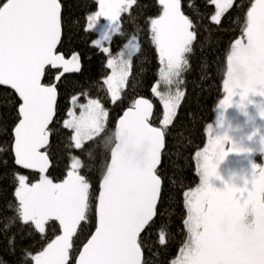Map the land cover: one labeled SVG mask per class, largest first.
I'll return each mask as SVG.
<instances>
[{
    "label": "snow or ice",
    "instance_id": "snow-or-ice-1",
    "mask_svg": "<svg viewBox=\"0 0 264 264\" xmlns=\"http://www.w3.org/2000/svg\"><path fill=\"white\" fill-rule=\"evenodd\" d=\"M210 3L215 5L211 22L219 25L233 0H210ZM158 4L160 13L148 18L147 31L161 65L152 92L162 105L164 128L151 124L152 103L134 99L119 118L114 136L105 137L110 161L98 194H94L81 174L84 165L80 158L73 156L66 178L54 182L49 175L48 152L43 150L49 144V126L57 115V82L65 73L82 70L79 53H73L69 59L58 48L62 45L63 30L61 0H0V86L14 90L19 98L18 123L13 129L10 150L15 165L38 174L35 182L28 174H14L16 204L8 206L11 216L0 214V232L16 226L30 236L46 240L49 222L56 221L62 233L40 251L26 254L32 264H147L141 234L158 226L163 188L158 169L166 129L185 98L180 87L175 91L172 88L181 83V73L188 64L187 54L192 52L197 35L196 25L182 10V0H158ZM134 6H138L137 0H99V11L87 17L86 30L95 29L101 17L108 22L100 39L92 41L91 46L109 57L106 65L113 72L103 83L112 102L121 98V89L131 71V59H126L123 51L114 56L110 44L113 34H122L121 15L131 16ZM188 7L197 10L191 0ZM131 51L139 52L140 44L130 50L129 56ZM49 75L52 80H47ZM223 90L226 96L219 104L215 128L209 125L207 129L209 147L194 154L200 184L183 194L187 240L171 264H254L220 243L214 222L226 211L238 219L242 206H251L257 221L264 220V166L251 164V179L244 181V187L227 186L219 190L210 180L219 178L218 168L230 152L250 159L264 151V125L257 124V117L264 121V0H254L246 12L240 36L230 44ZM253 96L261 99L256 101ZM230 107L238 110L245 126L251 129L239 140L231 132H241L243 128L232 129L229 125L223 131L224 114ZM108 115L102 102L86 92L70 98L63 127L72 132L76 150L83 149L86 142L105 131ZM176 155L180 157L181 153L177 151ZM176 166L179 169V164ZM93 201L95 231L77 252L74 237L81 222L89 219ZM160 227L157 239L163 247L168 236L164 226ZM14 244L15 236L9 239V245Z\"/></svg>",
    "mask_w": 264,
    "mask_h": 264
},
{
    "label": "trees",
    "instance_id": "trees-1",
    "mask_svg": "<svg viewBox=\"0 0 264 264\" xmlns=\"http://www.w3.org/2000/svg\"><path fill=\"white\" fill-rule=\"evenodd\" d=\"M253 1L233 0L232 6L222 16L221 23L216 25L210 19L215 13L214 4L210 0H191L196 6L195 11L188 7L189 0H182V10L196 25L197 35L192 44V52L187 54L188 64L181 73V83L173 86L180 87L185 92V98L166 129L164 154L158 169L163 178L158 204V226L150 233L141 234L144 237L143 251L147 264H171L187 240L183 223L186 219L183 194L195 188L200 181L194 154L206 143V126L214 121L217 105L224 95L226 56L230 44L241 34L246 12ZM61 4L62 45L58 48L66 58L79 53L82 70L63 76L58 82L57 115L49 126L51 135L44 150L48 152L51 161L49 175L54 182L65 179L71 157L76 156L83 162L84 167L80 171L89 181L90 190L98 194L99 182L110 159V148L106 145L105 137L114 136L117 119L134 99H148L154 107L152 126L164 128L161 126L163 108L152 92L161 65L147 31L148 18L159 15L160 6L158 0H137L138 6H134L131 16L123 13L120 17L122 34H113L111 53L117 54L131 38L140 44V51L135 52L131 58V71L121 91V98L112 102L103 83L110 73L106 65L108 56L91 46L96 33L86 30L87 17L97 10L96 0H61ZM52 79V75L47 77V80ZM85 92L92 98H98L109 115L105 131L94 140L86 142L83 149L76 150L71 141L72 132L63 127V120L70 108V98ZM18 104L19 100L12 91L0 87V214L3 216H11L8 206L10 203L13 206L16 204L14 174H28L33 182L38 176L20 170L10 150L12 131L18 122ZM177 151L181 153L180 157L176 155ZM255 159L258 160V155ZM94 208L95 201L89 219L81 222L74 237L77 252L95 228ZM161 225L168 236L167 245L163 247L157 239ZM60 233L56 221L49 222L46 240L30 236L16 226L7 232H0V264H32L30 258L26 259V254L40 251ZM13 236L15 244L10 246L9 239Z\"/></svg>",
    "mask_w": 264,
    "mask_h": 264
},
{
    "label": "rangeland",
    "instance_id": "rangeland-1",
    "mask_svg": "<svg viewBox=\"0 0 264 264\" xmlns=\"http://www.w3.org/2000/svg\"><path fill=\"white\" fill-rule=\"evenodd\" d=\"M96 2H97V10L95 12L99 11V0H96ZM107 27H108V22L104 20L103 17H101L100 20L97 22L96 28L92 29L96 33V37L94 38V40L100 39L101 33L105 29H107ZM107 44L108 43L105 42V46H107ZM136 44H137L136 39L131 38L129 39V41H127V43L123 46V48L119 52L123 51L125 53V58L131 59L135 51H131L130 56H129V52ZM118 53L115 55L113 54V55L118 56ZM108 58L109 57H107V59ZM112 72L113 70L110 69V73L108 76L112 75ZM225 78H226V74H225L224 79ZM161 90L167 91V89H164V88H162ZM172 91H175V88H172ZM225 96H226V93L224 92L223 97L220 99L217 105L214 121L206 126V129H205L206 143L204 147L199 151H202L204 148L209 147L210 137H209L207 129L209 125H212L213 128H215L216 121L219 116V104L225 98ZM252 98L256 101H259L261 99L260 97H256V96H253ZM234 99H238V97H235ZM249 110L252 111L253 114H255L254 109L249 108ZM257 124L264 125V121H261L259 117H257ZM229 125L231 126L232 129H236L237 127L243 128V131L241 132H235V131L231 132V135H233L237 140H239L242 136L246 135L251 130L250 127L245 126L244 118L240 115L238 110L234 107L228 108L226 110V113L224 114L223 131H227ZM161 126L164 127L163 117L161 120ZM248 146L256 147V145H248ZM225 147L226 148L230 147V145H225ZM257 155H258L259 162L258 160L256 161L255 159ZM195 163H196V158H195ZM253 163L258 166H264V151L253 154L250 157V159L248 157L237 156L234 153L230 152L226 160L218 168L219 178H212L210 180V183L212 184L213 187L219 190H224V188L227 187V184H230L229 186L244 187V181L246 179L248 180L251 179V164ZM196 169L198 172L197 166H196ZM199 184H200V181H199ZM199 184L196 187H198ZM249 187H250V184H249ZM217 226H220L224 229L226 240L224 243H221L224 247L232 250L238 256H241L250 261L252 260V255L258 253L261 247V244H262L261 238H263V234H264V220L257 221L254 213L252 212L251 206H247V207L242 206V211L238 219L230 211H226L220 214L215 219V222H214V228Z\"/></svg>",
    "mask_w": 264,
    "mask_h": 264
},
{
    "label": "flooded vegetation",
    "instance_id": "flooded-vegetation-1",
    "mask_svg": "<svg viewBox=\"0 0 264 264\" xmlns=\"http://www.w3.org/2000/svg\"><path fill=\"white\" fill-rule=\"evenodd\" d=\"M229 185L230 184H227V186ZM214 229H215V233L217 234V237L219 238L220 243H224L226 240L224 229L220 226H217ZM261 239H262V244L258 253L252 255L251 261H253L254 264H264V234H263V238Z\"/></svg>",
    "mask_w": 264,
    "mask_h": 264
},
{
    "label": "water",
    "instance_id": "water-1",
    "mask_svg": "<svg viewBox=\"0 0 264 264\" xmlns=\"http://www.w3.org/2000/svg\"><path fill=\"white\" fill-rule=\"evenodd\" d=\"M71 58V56L69 57V59ZM76 73H78V72H69V73H65L64 74V76H66V75H72V74H76ZM58 83V82H57ZM0 87H2V88H5V89H8L6 86H0ZM8 90H10V91H12L13 93H14V90H11V89H8ZM15 94V93H14ZM16 95V94H15ZM17 96V95H16ZM17 98H18V96H17ZM139 98H143V97H139ZM136 99H138V98H136ZM143 99H146V98H143ZM18 100H19V98H18ZM148 100V99H147ZM149 101V100H148ZM150 102V101H149ZM151 103V102H150ZM154 108V107H153ZM128 109V108H127ZM126 109V110H127ZM126 110H124L123 112H122V114L120 115V117L119 118H121L122 116H123V113L126 111ZM119 118L117 119V121H116V124H115V128H116V126H117V123H118V120H119ZM18 123V122H17ZM114 133H115V131H114ZM12 135H13V131H12ZM44 150V149H43ZM42 150V151H43ZM14 158V157H13ZM109 161H110V159H109ZM17 166V165H16ZM18 168H19V166H17ZM20 169V168H19ZM20 170H22V171H24V172H31V170H24V169H20ZM31 173H34V172H31ZM37 174V173H36ZM102 179V178H101ZM100 182H101V180H100ZM100 182H99V185H100ZM95 219H96V216H95ZM95 227H96V221H95ZM94 231H95V228H94V230H93V232L91 233V235L92 234H94ZM91 235L89 236V238L91 237ZM88 238V239H89ZM87 239V240H88ZM87 242V241H86ZM85 242V243H86ZM84 243V244H85ZM81 249H82V247H81ZM80 249V250H81Z\"/></svg>",
    "mask_w": 264,
    "mask_h": 264
}]
</instances>
